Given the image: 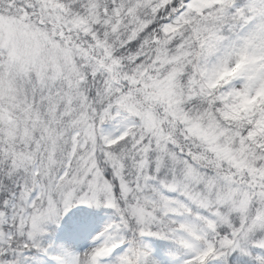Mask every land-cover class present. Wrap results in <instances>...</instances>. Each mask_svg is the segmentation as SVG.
Returning a JSON list of instances; mask_svg holds the SVG:
<instances>
[{
  "label": "snow or ice",
  "instance_id": "6c2138e0",
  "mask_svg": "<svg viewBox=\"0 0 264 264\" xmlns=\"http://www.w3.org/2000/svg\"><path fill=\"white\" fill-rule=\"evenodd\" d=\"M0 264H264V0H0Z\"/></svg>",
  "mask_w": 264,
  "mask_h": 264
}]
</instances>
